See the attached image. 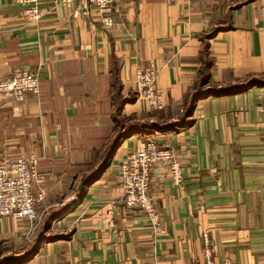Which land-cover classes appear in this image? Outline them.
Listing matches in <instances>:
<instances>
[{
	"label": "crops",
	"instance_id": "obj_1",
	"mask_svg": "<svg viewBox=\"0 0 264 264\" xmlns=\"http://www.w3.org/2000/svg\"><path fill=\"white\" fill-rule=\"evenodd\" d=\"M37 1L33 19V0H0V80L39 76L36 92H0V160L37 157L43 191L36 249L9 264H205L206 248L213 264H264V85L200 96L184 115L203 68L205 88L264 81V0H120L106 28ZM148 64L163 108L135 98L117 112L115 90L135 92V69ZM145 137L173 145L183 167L180 185L152 168L157 236L121 199L120 162ZM26 228L5 217L0 241L19 244Z\"/></svg>",
	"mask_w": 264,
	"mask_h": 264
},
{
	"label": "built area",
	"instance_id": "obj_2",
	"mask_svg": "<svg viewBox=\"0 0 264 264\" xmlns=\"http://www.w3.org/2000/svg\"><path fill=\"white\" fill-rule=\"evenodd\" d=\"M33 1V5L26 7L25 12L29 17L38 19L42 13L38 1ZM119 1L51 0L54 6L75 7L84 15L95 16L99 25L105 28L114 23L112 7ZM156 78L157 71L153 64L138 65L135 69L136 98L144 101L152 110H160L164 106V95L157 87ZM38 84L37 71L18 69L9 77L0 80V92L20 98L25 92H36ZM36 162L37 157L34 155L18 157L5 155L0 160V222L5 217L27 221V228L23 234L25 238H30L40 219L38 206L43 198V191L33 187L38 178ZM156 164L165 166L174 185L181 184L183 167L174 146L170 143L161 144L150 137L142 138L119 165L123 203L140 209L144 216L150 219L155 236L163 231L155 208V195L151 191V172ZM206 252L205 264H213L208 248Z\"/></svg>",
	"mask_w": 264,
	"mask_h": 264
},
{
	"label": "trees",
	"instance_id": "obj_3",
	"mask_svg": "<svg viewBox=\"0 0 264 264\" xmlns=\"http://www.w3.org/2000/svg\"><path fill=\"white\" fill-rule=\"evenodd\" d=\"M207 66V63L205 65V67ZM207 68V67H206ZM202 71V75L203 77L200 78L199 82L197 83L196 87H194V90L191 91V93L189 95H187L185 97V103H187V107L185 109V116L190 115L191 113V109L193 107L194 101L196 98L203 96V95H222V94H226L229 92H239L242 90H245L247 88H250L254 85H262L261 80L257 79V78H250L245 82H239V83H234V84H228L225 86H218V87H204L205 84L208 82V77L205 76L208 72ZM116 84V88L118 87V83ZM118 90H115V94H114V100L116 102V111L118 112L121 108V105L124 104L125 102H129L135 99V92H131L128 98H123L122 95H119ZM156 125V124H153ZM131 129H125L123 128L121 131L117 132L109 146V150L108 153L110 152L111 149L115 148L117 146V144L119 143V139H121L122 137L126 136L128 134V132H130ZM107 164V159L105 161H103L102 163V167L105 166Z\"/></svg>",
	"mask_w": 264,
	"mask_h": 264
},
{
	"label": "rangeland",
	"instance_id": "obj_4",
	"mask_svg": "<svg viewBox=\"0 0 264 264\" xmlns=\"http://www.w3.org/2000/svg\"><path fill=\"white\" fill-rule=\"evenodd\" d=\"M262 84L264 85V81L262 82ZM129 96L125 95L123 96V98H128ZM135 98H136V93H135ZM124 120L123 118H119L118 120V124H122V126L124 125ZM39 215H40V219L38 221V223L36 224L32 235L30 236V238H25L24 235L22 234V238H21V242L19 244H17L15 241L13 242L10 239H4L0 241V264H9V263H13L15 262L17 259L12 258V255L14 251L16 250H31L34 246V243L38 240V238L40 237L39 233L40 231H38L37 233H35L37 231V229L42 226V222H43V213L38 209ZM37 235V236H36ZM9 252V253H7Z\"/></svg>",
	"mask_w": 264,
	"mask_h": 264
}]
</instances>
